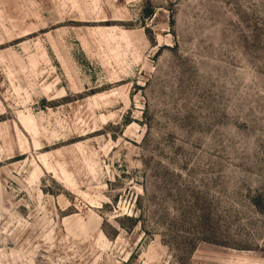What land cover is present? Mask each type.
<instances>
[{
	"label": "rangeland",
	"instance_id": "obj_1",
	"mask_svg": "<svg viewBox=\"0 0 264 264\" xmlns=\"http://www.w3.org/2000/svg\"><path fill=\"white\" fill-rule=\"evenodd\" d=\"M0 264H264V0H0Z\"/></svg>",
	"mask_w": 264,
	"mask_h": 264
}]
</instances>
